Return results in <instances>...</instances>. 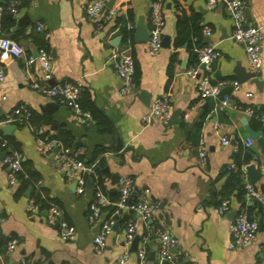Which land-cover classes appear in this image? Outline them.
<instances>
[{"label": "crops", "instance_id": "crops-1", "mask_svg": "<svg viewBox=\"0 0 264 264\" xmlns=\"http://www.w3.org/2000/svg\"><path fill=\"white\" fill-rule=\"evenodd\" d=\"M6 1L0 0V3ZM89 1L12 0L11 3L17 2V13L2 14L1 35L22 47L24 56L0 59L4 70V79L0 82V120L17 107L26 108L34 118L28 125L1 128L0 135L17 145L25 178L36 174L39 179L22 185L17 177L10 176L0 156V243L7 247L11 239L16 241L10 252L0 254V264H115L123 251L129 253L127 264H137L136 251L142 246L149 263L155 264L158 240L150 230L166 231L177 238L175 264H261L264 226L258 228L253 244L230 247L232 219L228 213H214L213 208L224 197L223 185L231 170L229 166L235 165L236 140L244 146L248 137L241 120L245 118L250 127L249 117L239 107L261 108L260 114H264V40L259 89L250 80L240 82L236 75L238 68L252 71L243 46L230 38L232 23L223 4L209 9L205 0H164L162 38L169 37V46H162L157 54L150 55L147 42L138 41L135 33L140 23L147 29L150 26L151 0H107L97 18L85 13L84 7ZM244 2L249 14L247 23H264V0ZM109 12L113 15L106 20ZM25 15L28 20L22 23ZM38 23L43 25L41 32L35 29ZM205 26L211 30L209 36L204 35ZM122 29L130 36H124ZM39 33L46 39L50 57L52 79L49 83L79 81L81 101L91 100L110 122L109 131H103L93 119L85 124L76 122L66 106L32 88L34 81L44 84L38 61L28 66L25 60L29 55L35 56L39 49L32 40ZM206 44L214 45L219 52L209 71L204 70L210 80L240 83L237 89L232 87L216 99H201L196 80L186 73L197 60L194 49ZM123 49L130 52L140 71L138 82L126 93L120 91L122 83L114 57ZM139 90L147 93V104L141 100ZM246 92L251 96L246 97ZM164 96L170 99L171 116L179 112L178 122L162 124L152 119L144 123L142 116ZM224 98L226 103H222ZM207 116L209 119L205 120ZM214 123L218 124L217 128ZM64 132L73 139L71 150L86 164L97 148L104 150L95 160H104L103 170L107 174L104 187L110 201V197L117 195L116 183H111V176L116 174L133 179V199L147 189V199L159 204V209L146 222L131 214L135 236H138L136 251H130L132 242L124 239L127 221L123 218L130 213L108 214L107 208L102 211L100 221L112 217L114 227L103 250H95L92 238L99 221L91 224L87 220L94 187L88 181L84 192L77 194L74 182L66 177L58 162L52 156L44 157L36 152L37 139H51ZM222 138H227L229 144H222ZM116 139L120 143L118 149ZM201 139L207 147L204 165L197 150ZM250 149L254 152L252 160L240 168L245 176H248L247 166L258 169L264 164V152L255 140ZM254 186L264 195L262 177ZM34 190L42 191V196L59 206L63 217L76 228L74 240L59 239L56 228L46 223V208L41 209L40 204L33 211L27 209ZM228 200L231 210L238 213L240 205L235 197ZM254 215L261 220L259 205Z\"/></svg>", "mask_w": 264, "mask_h": 264}, {"label": "built area", "instance_id": "built-area-1", "mask_svg": "<svg viewBox=\"0 0 264 264\" xmlns=\"http://www.w3.org/2000/svg\"><path fill=\"white\" fill-rule=\"evenodd\" d=\"M107 0H90L84 7L85 13L90 18H97L105 6ZM206 6L209 9L215 8L218 4H223L228 17L232 23V30L230 38L241 44L246 54L248 66L252 72H258L262 65L261 43L264 40V23L253 25L246 21L245 15V2L244 0H205ZM17 2L11 3L6 8L0 3V20L3 12L7 11L11 14L17 13ZM164 0H151L149 4V23L147 50L150 55L157 54L161 49L162 30L165 24V16L163 13ZM113 13L109 12L105 18L111 19ZM37 31L43 30V25L38 23L35 28ZM204 35L209 36L211 30L205 26L203 28ZM197 57V63L190 67L186 73L187 75L196 80V89L201 99H216L220 95V91L224 86H231L237 89L240 86L238 81H223L221 83H213L209 75L210 64L215 61L219 52L214 45L206 44L194 49ZM24 56V50L14 40L1 35L0 33V59H18ZM114 57H118L116 62V73L121 80V93L130 91L134 86L133 76L135 71L134 60L127 49L120 50ZM26 65L30 66L35 61H38L41 71V77L44 84L38 82L32 83V88L39 93L50 97L57 102L66 106L71 112L74 120L80 124H85L91 120L89 111L82 109L80 105V94L82 90L79 81H63L57 83H49L52 79L51 62L48 52L39 48L35 56L29 55L26 57ZM204 65L203 68L200 65ZM206 72H205V71ZM204 71V72H202ZM202 72V73H200ZM4 79V70L0 64V82ZM246 97H250L251 93L246 92ZM226 103V98L222 100ZM216 109V107H215ZM214 109V110H215ZM239 109L245 116L250 117L253 113L251 106H242ZM170 99L168 96L157 99L148 112L142 116V121L148 123L152 119H157L162 124H167L170 120ZM261 120H264V114L260 115ZM30 112L26 108L17 107L8 113L3 119L0 120V129L7 124H29ZM209 116L205 120H208ZM217 128L218 124L214 123ZM222 144L228 145L227 138L221 139ZM254 140L247 137L243 144L245 147H251ZM4 142L0 141V150L5 154L2 158V163L10 170V176L15 178L21 172V155L15 150H4L2 147ZM198 156L200 163L205 164L207 159V147L203 139L198 144ZM36 152L40 156H52L58 162L60 169L65 173L66 177L74 182V191L77 194H82L86 188V183L92 177L96 178L94 165L86 164L82 160L77 159L78 153L73 152L70 148L63 146L60 142L54 139H37ZM235 165L231 164L229 169H234ZM258 171L264 179V164L258 166ZM247 177V178H246ZM243 183L245 188L246 202L256 201L260 208V217L264 222V195L261 190L256 188L249 182L248 176L243 174ZM116 190L118 198L112 202L108 199L106 194L99 188L94 186V195L88 206L87 220L89 223L94 224L99 221L97 230L92 238L95 250L100 252L106 245V239L112 231L113 219L110 217L108 220L100 221L102 211L109 207L114 206L118 213L119 211L132 212L137 214L146 222L150 216L159 209V204L149 201L147 199L148 190H144L137 199H133L134 194V181L131 177L120 176L116 182ZM38 208L33 199H29L27 209L33 211ZM231 210L230 201L228 199L222 200L218 205L214 206L213 212L218 215H225ZM45 221L48 225L55 227L58 237L61 241H72L76 237V228L70 224L64 217L62 210L58 205L49 203L45 209ZM259 228V219L254 214H248L244 207H240L238 213L231 220L230 231V247L244 246L253 244L256 241V235ZM158 240V259L155 264H175V255L171 248H175L178 240L175 236L166 231L157 230L151 232ZM135 236V226L132 218H129L124 234L126 242H132ZM147 239L144 237L143 242ZM16 241L10 240L5 249L10 252ZM137 264H150L146 250L142 246L136 251ZM129 253L123 251L116 259L115 264H127ZM264 264V259L261 261Z\"/></svg>", "mask_w": 264, "mask_h": 264}, {"label": "trees", "instance_id": "trees-1", "mask_svg": "<svg viewBox=\"0 0 264 264\" xmlns=\"http://www.w3.org/2000/svg\"><path fill=\"white\" fill-rule=\"evenodd\" d=\"M12 0H8L6 2H4L3 6L6 8L7 6L10 5ZM18 8V7H17ZM122 33L124 34V36H130V33L128 34V32L125 29L121 30ZM0 32H1V26H0ZM41 32V31H40ZM34 43L37 45L38 48H43L46 51H48L47 48V44H46V39L43 36V33H39V34H35L32 37ZM196 59L194 61V63L196 64ZM135 64V63H134ZM172 64L170 63V65L168 66V77L170 78L171 74H172ZM139 68L137 67V65L135 64V71H134V76H133V81H134V85L138 82V78H139ZM80 105L82 107V109L87 110L90 112L91 114V119H93L94 121H96L97 126H99L103 131H109L111 128V124L108 121V119L101 113L99 112L94 105L92 104L91 100H88L86 103H83V101H81V98L79 100ZM244 108V106H242ZM263 111V109H256L253 107V113L252 115L249 117V124L250 127L253 130H260L264 136V120L262 121L260 118V113ZM33 115L32 113H30V119H29V124L33 123ZM16 125H22V124H18L16 123ZM51 139L57 140L58 142H60L63 146L68 147V148H73V139L71 137V135L69 133H62V135L57 136V137H53ZM0 141L4 142L5 145L2 147L4 150H15L17 152H19L17 145L14 143L13 140L11 139H5L0 135ZM236 146H237V151L234 154V163H235V169H231L229 171V174L225 180V183L223 185V192H224V197L221 200H225V199H229L231 196H234L236 201L239 203L240 207H244L246 209V212L248 214H255L257 212V208H258V204L256 201H251V205H248L246 203L245 200V188H244V183H243V175L242 172L240 170L242 165H246L248 164L252 158H253V150L250 149V147H244L241 142L237 139L236 140ZM74 149V148H73ZM104 150L97 148L94 151V155L93 158L91 159V161L87 162L88 165L94 163V169H95V173L97 175L96 178L92 177L90 179L91 181V185L94 186H99V188L105 193L108 194V191L105 189L104 187V181H105V176H107V174L104 172V160L102 158L95 160L96 156L99 154H102ZM77 159H81L80 156H77ZM33 176V175H32ZM17 179L19 181H21L22 185H26L29 183V181L32 180L31 183L36 182L39 179V175H34L33 178H29L28 179L25 178V175L23 172H19L16 175ZM30 179V180H29ZM42 193V191L39 190H34L31 194V198L34 200L35 204H40V208H47L49 206V203H54L51 199H48L44 196ZM118 198V194L114 195L112 197H110L111 201L114 202L116 201ZM57 205V204H56ZM116 211V208L114 206H109L107 207V212L108 214H112ZM130 215L126 216L123 218L124 222H128L129 218L131 217V214H133L132 212H129ZM122 220V221H123ZM12 240V239H11ZM6 246H4L3 244L0 243V254H4L5 253V248ZM25 264H41L40 262H26ZM168 264V263H165Z\"/></svg>", "mask_w": 264, "mask_h": 264}, {"label": "water", "instance_id": "water-1", "mask_svg": "<svg viewBox=\"0 0 264 264\" xmlns=\"http://www.w3.org/2000/svg\"><path fill=\"white\" fill-rule=\"evenodd\" d=\"M245 14H246V17L248 18L249 14L248 12L245 10ZM12 15V14H11ZM27 16L25 15L22 19V23L27 21ZM135 36H136V39L140 42H144L148 40V31H147V28L143 25V24H138L136 26V33H135ZM161 46H164V47H168L169 46V37L165 36L162 38V41H161ZM37 54V52H35V55ZM118 61V57L115 58V62ZM204 65L202 64L201 65V68H203ZM236 72V75L239 79L240 82H244L246 80H250L252 83L256 84L258 86V88L260 89V87L262 86V82L258 80V76H259V73L258 72H247L246 70H244L243 68H238L235 70ZM51 84V83H50ZM232 87L231 86H228L224 89H221L220 91V95L221 94H224V93H227L229 90H231ZM137 91V89L135 90ZM139 95H140V98L141 100L147 104V100H148V95L146 92H144L143 90H139ZM178 114L179 112L176 111L172 114L169 122L170 123H175V122H178ZM243 126H244V129L248 135L249 138L255 140L257 142V144L260 146L262 152H264V137L261 135V132L260 131H256V130H253L251 129L248 124H247V120L245 118H242L241 120ZM14 125L12 124H7L5 126L2 127V129H6L8 130L10 127H12ZM117 140V145H116V148L118 149L120 147V143ZM5 152L4 151H0V156L3 158ZM254 160H256V157H254ZM246 172L248 174V179H249V182L251 184H255L260 178H261V174L260 172L258 171V169H256L254 167V165H249L246 167ZM119 176L114 174L111 176V183L112 184H115L118 180ZM28 192L30 191V188H28L27 190ZM236 215V211L235 210H230L227 214L228 218L229 219H233L234 216ZM264 226V222L262 220H259V228ZM114 227V225H113ZM4 239V238H3ZM137 243H138V236H134L133 240H132V243H131V248H130V251H136L137 250ZM171 251L174 253L176 251L175 248H171ZM148 258L151 260L153 257L150 255L148 256Z\"/></svg>", "mask_w": 264, "mask_h": 264}]
</instances>
